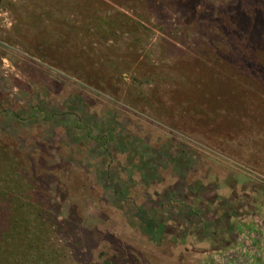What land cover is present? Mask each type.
Returning <instances> with one entry per match:
<instances>
[{"label":"rangeland","instance_id":"374dc122","mask_svg":"<svg viewBox=\"0 0 264 264\" xmlns=\"http://www.w3.org/2000/svg\"><path fill=\"white\" fill-rule=\"evenodd\" d=\"M218 1L0 0V264H264V118L225 139L196 63L244 79Z\"/></svg>","mask_w":264,"mask_h":264},{"label":"trees","instance_id":"16d2710c","mask_svg":"<svg viewBox=\"0 0 264 264\" xmlns=\"http://www.w3.org/2000/svg\"><path fill=\"white\" fill-rule=\"evenodd\" d=\"M243 1H245L244 3L246 4L238 5V8H240L241 10V14L236 27L218 23L219 26L215 27V32H212L209 27L208 29L205 27V29L207 30L206 33L208 37H210V40L212 41L211 50L215 51V48L213 47L214 45L218 47V50L219 47H224V51H226L225 53L228 52L229 57H232L233 61L237 64L236 67L239 73L244 74V79L239 74H235L234 77H232L226 70L224 71V68L217 64L214 65L211 60L209 62H207V60H197L196 63H199V66H197L198 68H205L209 71V75L212 78L210 80L209 86L211 85V82L215 79V77L218 79L214 80L211 88L215 89V91L217 92L215 95V101L220 103V108L218 109L221 111V113H224L223 123L228 120L230 124L229 128H227L226 126L223 127L224 134L226 136L225 139H232L234 137L233 133L235 132L236 125H241L240 123L243 120V117L247 113H251L250 115L256 117V122L253 120L255 124H252L251 128H248L249 133L247 134L248 136H246L245 139L248 141L251 139V142H253V140L257 142L259 139H256L255 135L258 134V136H261V134H259L258 131H255L256 127H258V124L256 123H260V121H262L260 120L262 116L264 118V79L261 78V82L256 81V77L257 75H259V72L264 73V0ZM218 2L219 3L217 7L213 6L211 2L206 3V5L204 6L206 8H204L202 19L204 18L208 23H215L216 21L219 22L221 15L227 13L231 9L230 7H228V5L232 3L231 0H219ZM213 15H215V17ZM181 32H184V30H181ZM216 35H218V38L216 37ZM203 48L204 46L198 48L200 49V53L204 52L201 51V49ZM220 72L221 76H219ZM246 103L249 104L248 109L245 106ZM262 132L264 133V130ZM255 145L256 144H252L250 146L253 147ZM248 149H250V147H246L245 151H247ZM249 151H251V153L254 154L258 159L264 158L262 152H259L258 150L256 151L250 149ZM243 153L244 151L242 152V154ZM243 155L247 156L246 154ZM0 156H5V154L0 152ZM14 158L15 157H9L6 153V159L9 163H16ZM24 162L25 160L22 158L21 163L23 164V166L25 165ZM24 175L26 176V172H24ZM27 177H29L28 173ZM30 177L33 178L32 175ZM7 179L8 178L6 177L5 182L7 181ZM19 185H22L21 187H23V183H20ZM30 204L31 203H29V205ZM24 206H28V204H12L10 215L13 217V219L17 220L18 217H20V210H25ZM242 234L243 233L241 232L239 235ZM240 241L239 244H241V249L243 250H240L239 248L235 250L236 252H251L253 255L257 253V248L250 246V244L248 243H243L242 240ZM251 241L253 243H259L260 237L256 238L254 235L251 238ZM204 263H208V261L206 260ZM218 264L223 263L220 262ZM228 264H232V262L228 261Z\"/></svg>","mask_w":264,"mask_h":264}]
</instances>
